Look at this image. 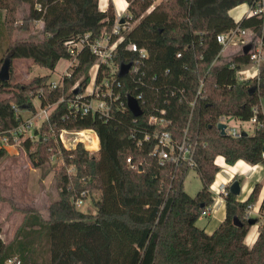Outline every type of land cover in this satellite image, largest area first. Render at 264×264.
<instances>
[{"label": "trees", "instance_id": "obj_1", "mask_svg": "<svg viewBox=\"0 0 264 264\" xmlns=\"http://www.w3.org/2000/svg\"><path fill=\"white\" fill-rule=\"evenodd\" d=\"M126 1L130 20L136 24L123 31L125 37L117 47L113 65L120 68L134 62L138 54L126 46L136 44L148 53L137 75L141 77L119 78L121 97L108 119L99 114L71 116L67 105L60 103L41 127L46 138L22 142L42 178L50 172L51 158H61L54 175L58 197L50 203L49 217L44 218L36 208H18L0 189V201L23 214L9 242L1 238L0 229V264L13 258L21 264H264V200L258 237L251 247L246 244L252 228L250 211L260 196L261 184H256L244 201L238 200L228 185L223 221L211 233L197 226L202 211L214 203L210 186L220 171L218 157L231 166L239 160L264 165V127L255 124L252 134L239 138L222 134L217 128L221 117L250 122L254 109L258 119L264 120V63L258 77L239 80L237 72L250 63L249 53L241 50L222 62V46L216 39L240 26L264 41L262 19L252 16L236 21L230 15L232 9L253 0H162L152 9L154 0ZM99 2L0 0L9 34L30 31L38 21L43 22L38 31L40 39L10 40L0 60L2 64L7 55L11 58V78L0 81L1 132L21 123L19 109L36 111L35 97L45 106L66 95V89H50L59 61L77 60L72 77L65 78L67 88L81 77L80 87H86L97 57L87 46L72 55L68 44L86 34L94 40L111 33L116 21L114 6L109 4L101 10ZM21 10L25 14L19 20ZM118 37L112 35L111 41ZM15 59L32 60L48 72L28 84L14 82ZM109 70L105 65L99 68L100 73ZM141 93L143 114L134 117L127 108V96ZM162 109L171 121L168 128L175 138H186L195 150L193 169L202 189L194 197L184 190L191 167L161 164L151 154L152 142L141 144L153 129L148 116ZM62 128L95 130L100 140L97 154L90 153L82 143L74 149L62 147L57 140ZM8 154L1 147L0 161ZM127 159H131L130 164ZM237 180L234 176L233 181ZM83 191L100 193L94 212L75 207L74 200Z\"/></svg>", "mask_w": 264, "mask_h": 264}, {"label": "built area", "instance_id": "obj_2", "mask_svg": "<svg viewBox=\"0 0 264 264\" xmlns=\"http://www.w3.org/2000/svg\"><path fill=\"white\" fill-rule=\"evenodd\" d=\"M246 11L243 17L256 16L264 21V0H253L252 3H246ZM123 14L120 17H116V21L110 34L103 33L100 38L90 40L89 34H86L78 42L69 43L68 47L72 55H76L85 46L96 55L97 61L93 65L91 77L84 89H81L80 83L74 84L70 92H74L72 96L63 95L59 101L55 103L46 104L42 106L39 104L36 111H30V115L25 117L22 114L21 123L14 129L8 131H0V148L14 147L21 145L22 142L28 138L31 140L39 139L41 136L45 137L41 132L42 125L49 120L51 113L56 109L60 103H65L71 112V116H86L99 114L101 117L108 119L113 110L115 101L120 99L122 93V82L120 81V68H113V58L117 52L118 45L124 40V32L131 30L130 14L125 16ZM238 21V20H236ZM112 35H118L119 37L115 41H111ZM218 43L222 46V51L227 47H236L237 49L244 50L246 46H250L248 51L250 55V63L242 67L237 72L239 80H245L249 78L258 77L260 74L261 66L264 63V41L260 35L254 33L250 29H243L240 26L234 27L227 32L221 33L216 37ZM127 50L136 52L138 58L131 62V66L126 75H133L136 79L139 75V71L143 64V60L148 56L147 50L139 48L136 44H129L126 46ZM221 51V52H222ZM181 56V53L177 55ZM70 62L69 71H66L60 75L56 80L50 81V89L55 90L63 88L65 84V78L72 77L73 66L77 64V60H68ZM107 66L110 70L106 73H100L99 68L101 66ZM137 76V77H136ZM140 80V79H139ZM203 81H201V86ZM200 90L198 91V94ZM143 93L134 97L138 102L142 98ZM128 108V106H127ZM129 109V108H128ZM166 110L162 109L159 114H150L148 116V123L153 125V129L147 132L144 136L143 142H152L151 154L158 158L161 164L166 162H172L175 165L186 164L193 168L196 165L194 157V148L188 143L186 138L182 141H178L174 133L168 128L171 123L170 119L166 116ZM234 118L221 117L220 123L226 125L225 131L235 138H239L243 135V131L238 129L232 124ZM250 123L257 125L258 127H264V120H259L257 117V109H254L253 116L250 119ZM52 130V128L50 129ZM38 131V134L36 133ZM54 131V130H53ZM52 132V131H51ZM96 138L98 142L97 149H91L89 145ZM58 141H60L62 147L66 149H74L79 143H82L84 148L91 152H98L100 149V140L93 129H69L62 128L58 133ZM130 164L131 159H127ZM139 166L138 168H140ZM228 185L231 183L219 182L215 178V181L210 186V191L213 194L214 203L209 208H205L202 211V215L210 216L212 210L225 201L228 195ZM89 196V192L83 191L81 196L74 200L76 208L80 209L85 205L86 198ZM6 264H21L16 259H9Z\"/></svg>", "mask_w": 264, "mask_h": 264}, {"label": "rangeland", "instance_id": "obj_3", "mask_svg": "<svg viewBox=\"0 0 264 264\" xmlns=\"http://www.w3.org/2000/svg\"><path fill=\"white\" fill-rule=\"evenodd\" d=\"M103 1V0H102ZM162 0H154L153 6L150 8L152 9L154 6L159 4ZM109 4H113L111 1L108 2L107 7ZM246 3H243L239 6H244ZM117 6L118 9L123 11L124 9V2L123 0H117ZM25 14V10H21L17 17L19 20L23 18ZM127 16L129 13L127 11L124 12ZM136 22L131 23L134 27ZM40 24H35L30 31H24V30H15L12 35L9 34L8 26L6 24V11L1 9L0 10V60L2 59L3 55L6 52V49L8 47V44L10 40L17 39V38H32V39H40L41 37L38 35V31L40 30ZM240 52V49H237L236 47H227L221 52V61L226 62L234 55L238 54ZM3 64V63H2ZM2 64L0 63V69ZM70 65V62L63 59L59 61L57 64L56 72L52 74L51 80H56L62 75L66 69L69 71L68 68ZM12 67L14 71V82L21 83V84H28L30 83L34 78L37 76L45 75L48 71L38 65L33 64L32 60L29 59H15L12 61ZM93 68V66H92ZM90 68L88 75L89 80L91 77L92 70ZM113 68H116V66L113 65ZM83 77H81L75 84H79ZM74 85V84H73ZM73 86H70L69 88L66 87V84H64L63 89H66V95L70 93ZM7 94H3L2 96H6ZM33 104L36 108H38L40 104V100L38 97H35L33 100ZM22 114L27 117L30 115V111L28 109L22 108L21 110ZM11 149V155H7L6 158H4L2 161H0V167L3 165H14L17 167L16 172H12L11 174L16 177L17 181H20V186L23 187V182H28V188L27 191L34 192L35 188L38 186L39 188V206L42 209L43 212H47L45 215L47 217L49 212V206L50 203L57 199L58 197V190L55 185L54 181V175L55 170L62 164V160L58 156H53L51 158V163L49 166L50 172L45 178H41L38 180L36 179V174L33 172V166L30 162V159L23 148L22 144L14 146V148ZM92 154H97V152H91ZM69 172L73 173L74 168L68 167ZM10 174V175H11ZM13 177V178H14ZM202 189V182L199 178L197 172L195 169L191 168L189 169L185 180H184V190L186 193L194 197L198 192H200ZM100 197V193L98 191L93 192L92 194H89V196L86 198L85 205L80 208V210L84 212H94L95 211V204L94 202ZM27 201L30 202L31 196L29 195L26 197ZM40 211V210H39ZM220 212L218 214L213 213L212 219H219L220 218ZM210 216H204L202 215L199 220L197 221V226L203 229H206L208 223H209Z\"/></svg>", "mask_w": 264, "mask_h": 264}, {"label": "crops", "instance_id": "obj_4", "mask_svg": "<svg viewBox=\"0 0 264 264\" xmlns=\"http://www.w3.org/2000/svg\"><path fill=\"white\" fill-rule=\"evenodd\" d=\"M110 1L113 3L116 17L122 16L124 12L127 11L128 2L126 0H123L125 4L123 11L118 9L117 0H103V1L100 0L99 8L101 10H106L107 4ZM246 9H247L246 5L238 6L230 11V15L235 20H240L243 17ZM37 23L40 24L41 28L43 27L42 21H38ZM261 109L264 114V99L261 101ZM232 124L246 134H252L254 131V126L250 122L245 123V122H241L240 120L234 119L232 121ZM10 148H14V147L6 148L8 150L9 155H11ZM217 164L220 167V171L216 175V179H218L219 182L232 183L234 176L238 177V181L240 184V193L238 195V200L240 201H244L248 198V196L250 195L256 184L262 185L260 196L257 200V203L250 211L251 218L257 219L256 224L252 225V228L246 239V244L251 247L258 237L259 226L263 220V217L261 216L260 213V207L264 200V165L262 164L251 165L244 160H239L233 166H231L225 163L223 157L217 158ZM16 169L17 167L14 165H3L0 167V189L3 196L12 199L18 208H36L40 210L39 212L44 218H48L49 212L46 217L45 214L47 212H43L39 206L40 199L38 198L39 195L38 186L35 188L34 192L28 193L27 191V188L29 187L27 185L28 182L27 181L23 182L24 185L22 187L20 186V181H17L16 177H14L11 174L12 172H16ZM33 172L36 174L37 180L38 178L39 179L42 178V172L40 169L33 168ZM29 195L31 196L30 202L27 201L26 199V197H28ZM219 211H221L220 218L217 220L212 219L211 217L212 214L215 212H216L215 214H218ZM224 217H225V201H221V203H219V205L212 210L210 214L209 223L205 230L208 233L213 232L218 227V225L223 221ZM22 219H23V214L21 212L13 210L10 204L0 201L1 238L5 242H9L13 238L16 229L21 224Z\"/></svg>", "mask_w": 264, "mask_h": 264}, {"label": "water", "instance_id": "obj_5", "mask_svg": "<svg viewBox=\"0 0 264 264\" xmlns=\"http://www.w3.org/2000/svg\"><path fill=\"white\" fill-rule=\"evenodd\" d=\"M244 0H240V2H243ZM250 49V46H246L244 48V52L248 53ZM131 64H124L120 67V72H119V76L120 77H124L126 75V73L128 72L129 68H130ZM10 67H11V58L9 55H7L3 61V64L1 66L0 69V81H9L11 76H10ZM127 106L129 108V110L131 111V113L133 114L134 117H140L143 114V110L141 109L139 102L132 96H127ZM217 128L221 131L222 134H225V128L226 125L223 123H219L217 125ZM246 134V133H243ZM139 170H142V167L139 168ZM230 191L235 194V195H239L240 193V184L239 181H233L230 185ZM249 224L255 225L257 222L256 218H250L249 219Z\"/></svg>", "mask_w": 264, "mask_h": 264}, {"label": "bare ground", "instance_id": "obj_6", "mask_svg": "<svg viewBox=\"0 0 264 264\" xmlns=\"http://www.w3.org/2000/svg\"><path fill=\"white\" fill-rule=\"evenodd\" d=\"M89 147H90L91 149H97V147H98V142H97L96 138L93 139V141L91 142V144L89 145Z\"/></svg>", "mask_w": 264, "mask_h": 264}]
</instances>
